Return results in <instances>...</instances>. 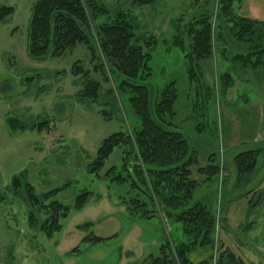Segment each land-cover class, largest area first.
<instances>
[{
    "label": "rangeland",
    "instance_id": "obj_1",
    "mask_svg": "<svg viewBox=\"0 0 264 264\" xmlns=\"http://www.w3.org/2000/svg\"><path fill=\"white\" fill-rule=\"evenodd\" d=\"M34 1L0 0V5L14 9L0 24V193L24 171L36 194L68 182L51 199L70 209L61 229L47 237L28 226L29 205L5 191L0 202V264H147V256L157 254L164 237L185 239L181 225L157 210L149 218L133 210L132 199L148 202L149 209L153 203L142 185L144 192L131 187L127 172H122L126 176L122 181L104 176L109 167L118 169L127 155L132 158L128 147L115 148L98 175L87 172L101 140L119 129L128 131L138 121L126 97L114 91L113 80L94 69L97 61L84 46L77 44L41 61L28 58L26 35ZM101 1L110 15L123 9L135 19L137 44L150 57V76L140 82L153 93L170 81L176 84L173 129L194 150L197 197L212 200L215 213L214 243L197 247L189 258L196 263L211 255L210 264H216L218 254L227 248L240 254L244 264H264V64L243 68L233 60L247 49L236 41L232 22L214 16L217 0H154L140 6L132 0ZM205 9L211 10L213 25L212 54L200 62L201 80L211 91L206 105L188 79L184 53L174 43L177 28ZM233 10L264 21V0H241ZM182 38L189 42L185 34ZM77 59L84 63L87 76L100 84L101 96L94 103L79 99L82 78L70 73ZM225 74L231 83L221 91L219 79ZM110 90L113 96L107 93ZM7 117L27 125L43 118L49 123L42 130H14ZM249 149L260 150L255 170L248 181L237 184L234 157ZM210 161L217 163V172L203 180ZM82 191L89 195L76 209L74 199ZM85 222L91 225L76 228ZM90 232L105 239L82 241Z\"/></svg>",
    "mask_w": 264,
    "mask_h": 264
},
{
    "label": "trees",
    "instance_id": "obj_2",
    "mask_svg": "<svg viewBox=\"0 0 264 264\" xmlns=\"http://www.w3.org/2000/svg\"><path fill=\"white\" fill-rule=\"evenodd\" d=\"M153 1L132 0V3L140 6ZM240 1L217 0L214 16L231 21L236 41L247 49L245 54H237L233 60L243 68L257 69L264 64V21L235 14L233 4ZM13 10L12 6L0 5V24L8 20ZM210 11L205 9L199 13L182 29L177 28L178 32L174 35L175 45L184 53L188 79L195 83V92L204 97L205 105L211 91L201 80L200 62L212 54ZM134 20L129 10L120 9L110 15L101 0H35L28 19L26 54L31 60L41 61L50 56H59L77 44L88 50L91 59L97 61L94 69L101 70L106 80H113L114 91L126 97L138 123L128 126V131L119 129L103 138L87 165V172L98 175L115 148L128 147L126 153L133 154L132 158L128 159L127 155L118 169L111 166L104 176L117 181L127 176L133 189L142 190V185L145 188V192H142L153 203V208L149 209L146 201L132 199L133 210L141 211V215L147 218L157 210L161 216L179 223L185 236L181 241L164 237L157 254L147 256V264H210L211 255L207 260L195 263L189 258V253L197 247L212 246L214 243L213 202L197 197L200 193L197 192L199 182L192 176V166L197 162L195 152L183 134L173 129L178 98L175 82L166 83L157 93L140 82L150 76V57L137 44ZM184 34L189 39L188 43L182 38ZM70 73L82 78L79 99L91 103L98 101L101 96L100 84L87 76L82 60L73 61ZM219 81L221 91L231 83L228 74L221 76ZM107 93L114 95L112 90ZM101 112L106 115L105 111ZM6 123L14 130H42L48 127L49 119L43 118L27 125L17 117H7ZM201 128L196 125L197 130ZM259 153L258 149H249L235 155L237 184L245 183L253 174ZM217 167V163L210 161L203 180L211 179ZM122 172H127V175L123 176ZM67 184L36 194L23 171L12 177L4 187L0 202L5 199V191L13 196L18 195L29 205L26 217L28 226L49 237L61 229V221L69 212L68 205L51 199ZM88 195L89 191L80 192L74 199L73 207L81 208ZM90 225V222H85L76 228L84 230ZM103 239L90 232L82 241L97 242ZM216 264H244V260L240 254L226 248L218 254Z\"/></svg>",
    "mask_w": 264,
    "mask_h": 264
}]
</instances>
